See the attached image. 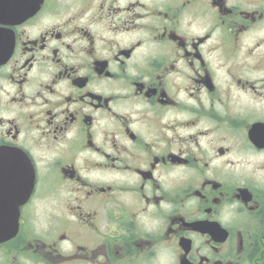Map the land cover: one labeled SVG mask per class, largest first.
<instances>
[{
  "label": "flooded vegetation",
  "instance_id": "1",
  "mask_svg": "<svg viewBox=\"0 0 264 264\" xmlns=\"http://www.w3.org/2000/svg\"><path fill=\"white\" fill-rule=\"evenodd\" d=\"M0 231V264H264V0H0Z\"/></svg>",
  "mask_w": 264,
  "mask_h": 264
}]
</instances>
